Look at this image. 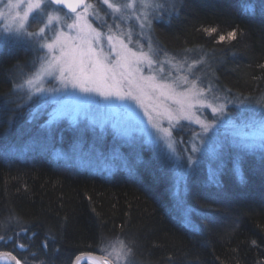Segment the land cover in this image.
Listing matches in <instances>:
<instances>
[{
    "label": "trees",
    "instance_id": "trees-1",
    "mask_svg": "<svg viewBox=\"0 0 264 264\" xmlns=\"http://www.w3.org/2000/svg\"><path fill=\"white\" fill-rule=\"evenodd\" d=\"M153 28L172 55L202 56L230 95L264 97V0H178ZM30 62L22 43L0 46V250L25 264H72L123 242L134 264H264L260 156L240 155L239 172L228 160L218 184L198 165L186 193L191 225L173 211L169 175L148 150L134 174L58 158L57 138L23 147L40 129L14 89Z\"/></svg>",
    "mask_w": 264,
    "mask_h": 264
},
{
    "label": "snow or ice",
    "instance_id": "snow-or-ice-1",
    "mask_svg": "<svg viewBox=\"0 0 264 264\" xmlns=\"http://www.w3.org/2000/svg\"><path fill=\"white\" fill-rule=\"evenodd\" d=\"M177 2L178 0H102L111 10L114 21L119 19L123 22L130 18L129 14L135 15L141 30L145 27L151 28V19L175 12ZM6 7L9 13L13 9L22 11H16L13 25L0 28V44L9 40L22 41L33 47L37 53H43L37 55L32 62L33 71L22 72L21 82L14 84V89L23 93L22 99L30 101L39 95L47 100L44 94L65 92L71 88L78 89L81 93H97L106 99L116 97L123 101H135L145 108L149 121L160 134L154 142L159 143L162 140L168 150L177 195L180 194L181 185L186 181L196 157L189 155L185 162L176 152V141L170 130L173 121L184 119L200 126V131L193 133L191 151L201 153L216 162V167L210 169V183H219L218 176L224 166V144L216 138L213 131L218 126L223 125L229 130L228 143L231 147L246 153L259 151L264 156V97L252 103L250 100H229L228 97H224L221 102V97L214 96L215 105L207 104L213 118L211 121L203 120L192 110L199 103L198 97L202 93H193L189 97L176 92L174 81L168 82L162 77L157 79L156 75H143L141 65H147L151 72L153 65L171 61L153 59L151 40L147 41V51L143 45H139V50L134 51L121 38L122 33L112 34V26H108L107 33L97 30L89 21V16H95L96 10L88 0H8ZM137 11L139 15H136ZM32 18L42 24L36 32L28 31ZM69 20L71 23H68ZM120 27V24H115L117 30ZM229 35L234 37L235 32ZM128 39L131 42V29L128 31ZM193 66L189 65V68ZM160 72L163 73L162 67ZM50 78L57 81L59 87H44ZM153 98L172 99L179 107L173 110L157 104L149 111L145 102L152 101ZM229 103L241 105L235 119L227 115ZM19 107L21 105L17 104V108ZM66 116L73 121L75 119L62 110L54 111L51 119ZM164 119L168 120L169 128L161 126L160 121ZM234 163L236 171L239 172V157ZM4 239L5 237L0 236V241ZM119 243L122 251L123 242ZM19 247L23 248L24 245ZM113 251L116 249L113 248Z\"/></svg>",
    "mask_w": 264,
    "mask_h": 264
},
{
    "label": "rangeland",
    "instance_id": "rangeland-1",
    "mask_svg": "<svg viewBox=\"0 0 264 264\" xmlns=\"http://www.w3.org/2000/svg\"><path fill=\"white\" fill-rule=\"evenodd\" d=\"M88 2L95 6L96 15L89 16V21L97 30L107 33L108 26H112V34L121 35L122 33L121 38L134 51L139 50V45H143L144 50L147 51V41L151 40L154 53L153 59L161 62L171 61V63L155 64L152 66L151 72L147 65H141L143 75H156L157 79L162 77L168 82L174 81L177 86L176 92L183 93L189 97L193 93H202L198 97L199 103L195 104L192 109L201 119L212 120L213 114L211 108L207 107V104L211 103L215 105L214 96L221 97V102H223L224 97H228L229 100H246L230 95L226 89L221 87L215 81L209 64L202 56H193L192 54L190 56L188 54L172 55L163 48L153 27L157 21H167L171 15L164 14L161 18L151 19V28L145 27L141 30L139 27L140 22L135 19V15L129 14L130 18L123 22L119 19L114 21L113 16L110 14L111 10L102 3V0H88ZM7 4L8 0H0V13H3V15H0V28L6 25H13V17L16 11H22V9H13L9 13V9L6 7ZM177 6L178 2L176 10ZM139 14V11H137L136 15ZM68 23H71V20ZM115 24L121 25L119 30L115 28ZM41 26L42 24L38 20L32 18L30 19L28 31L36 32ZM129 29H131V42L128 39ZM65 30L67 31V29ZM14 42L22 43L23 46L30 50L31 62L29 67H26L29 69L23 72L30 73L33 71L32 62L36 59L37 55H43V53H37L33 47L25 42ZM104 43L105 50L107 51L106 40ZM189 65L194 66L189 68ZM161 67L163 68V73L160 72ZM20 77L17 83L21 82L22 76ZM185 80L187 81L186 83ZM44 87L51 89L59 87V85L57 81L50 78ZM17 92L21 98L22 105H26L27 107L29 118L35 120L40 126L39 131L35 132L23 147H27L30 150L37 148L40 143H43L41 142L42 135L46 140L57 138L56 140L54 139L57 143H55L54 147L57 148L52 150V153L56 157H61L70 163L108 173L117 170L134 172L135 166L143 162L141 153L148 150V154L154 155L159 159L161 165L165 167L169 175L170 199L172 200L170 205L173 211L181 220L191 225H197L191 217V207L186 201L188 179L198 165H203L202 167L208 176L210 169L216 167V162L211 158L203 156L201 153H192L191 151L192 141L194 140L193 133L200 131L198 124L184 119L172 122L170 130L173 139L176 141V152L185 162L189 155L196 157V162L192 164L186 181L181 185L180 194L177 195V189L174 186L173 169L167 155L168 150L162 140L159 143L154 142L160 134L149 121L145 108L138 105L135 101H123L116 97L106 99L97 93H81L78 89L71 88L60 93H46L44 95L47 97V100L37 95L33 100L25 101L22 99L23 93L18 90ZM53 97L55 98L53 99ZM251 102L254 103L255 101L252 100ZM145 103L149 106V111H151L152 106L157 104L173 110L179 107L174 100L164 98H153L152 101H146ZM240 107V104L229 103L227 115H230L234 119L237 118ZM57 110L67 111L71 117L75 118L74 121L67 116L52 120L51 116ZM160 123L162 127L169 128L168 120H161ZM213 131L216 138L224 144V165L228 160H236L242 154L260 156L259 159L264 162V156L259 151L246 153L231 147L228 143L229 130L225 126L220 125ZM61 139L65 143L62 144V142L58 141ZM37 150L39 149L37 148ZM259 172L264 178L263 166ZM113 248L116 251H113ZM105 255L111 258L115 264H134L128 248L124 245L121 251L119 242L111 244L107 248ZM22 264L25 263L22 262ZM82 264L94 263L84 262Z\"/></svg>",
    "mask_w": 264,
    "mask_h": 264
},
{
    "label": "water",
    "instance_id": "water-1",
    "mask_svg": "<svg viewBox=\"0 0 264 264\" xmlns=\"http://www.w3.org/2000/svg\"><path fill=\"white\" fill-rule=\"evenodd\" d=\"M66 9V8H65ZM115 264L111 258L105 254L98 252H82L79 253L74 259L72 264H82L84 262H93L95 264ZM22 264L20 258L11 250H0V264Z\"/></svg>",
    "mask_w": 264,
    "mask_h": 264
},
{
    "label": "bare ground",
    "instance_id": "bare-ground-1",
    "mask_svg": "<svg viewBox=\"0 0 264 264\" xmlns=\"http://www.w3.org/2000/svg\"><path fill=\"white\" fill-rule=\"evenodd\" d=\"M95 264V263H94Z\"/></svg>",
    "mask_w": 264,
    "mask_h": 264
}]
</instances>
